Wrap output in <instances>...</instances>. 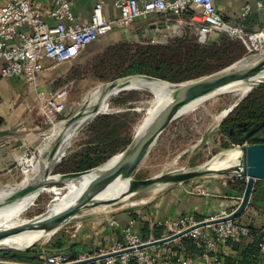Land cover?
<instances>
[{
	"label": "rangeland",
	"instance_id": "rangeland-1",
	"mask_svg": "<svg viewBox=\"0 0 264 264\" xmlns=\"http://www.w3.org/2000/svg\"><path fill=\"white\" fill-rule=\"evenodd\" d=\"M228 40L240 43L244 49L243 54L231 63L243 57L247 58L260 53V49L254 48L248 40L246 43L233 37L228 38ZM214 43L209 40L206 43L199 44L208 48ZM166 44L173 45L171 43ZM155 50V45L148 42L146 38L136 39L122 36H118V39L102 37L82 50L77 56L78 59L71 66V69H74V77L68 78V81H71L66 83L68 85L66 95L67 108L65 113L57 119L59 123L56 125L55 130L59 128L61 123H65L66 119L74 114L83 112L87 108L92 101L94 91L99 85L113 83L123 77L133 75H147L170 81L155 75L177 77L178 74L189 73L190 69L194 67L187 64L181 66L168 61H160L158 59L161 56L158 53L154 54ZM160 50L162 51L163 49ZM154 55H157V60L153 59ZM218 64L220 63L215 59L212 60L211 65H207L206 61L201 63L203 67H217L213 65ZM137 68L138 70L139 68L141 70L149 69L151 72L135 73ZM196 71H198L197 68L190 72L194 73ZM238 84V86L232 88H236L235 90L229 89L210 96L197 107L175 117L160 133L145 158L137 166L133 173V179L150 178L183 168L199 167L217 153L238 147L241 143L233 141V138L226 131H219L218 127L227 118L247 116L259 103H264V77ZM245 86H248V89L244 90V92L236 91L239 87ZM153 100L154 95L143 89H123L111 95L103 109L106 111L99 112L77 130L64 154L53 165L51 172L45 175L53 176L88 171L100 166L112 156L121 152L135 139L134 128L147 115ZM105 115L109 116L108 122H99V117ZM44 130L47 133L51 132L47 126L44 127ZM41 140L40 136L37 143H40ZM95 140L110 142V148L113 147L115 149L114 152L98 165L78 169V165L81 164L79 162L82 158L81 155L85 152L89 143ZM43 142L37 149L34 148L37 144L29 148V158L36 157L37 161H40L41 158H45L47 161L52 160L49 157L51 142L47 146V140ZM19 170L16 183L10 185V187L18 186L22 181L27 182L24 170L22 171L21 168ZM203 179L227 181V183L231 184H235L238 180H245L237 174L208 173L190 179L198 182L191 190L194 191L197 187H200L199 183L203 182ZM257 183L262 184L264 180H258ZM172 185H165L156 191H153L150 186L124 199L88 207L56 225L50 230V235L37 239L30 246L10 241L5 243V245H0V249L11 250V253H25V255L28 254L34 258L39 255L43 247L47 249L46 251L44 250V253L42 252L44 256L51 250L61 247H63L62 250H66L67 243L70 244L76 235L84 231V226L89 220L99 219L106 215L115 216L116 213L126 209L132 210L143 207ZM67 186L65 182H53L46 185L45 190L21 214L22 216L20 215V218L31 219L45 213L58 196L65 194L68 190ZM104 204H109V206L103 207ZM263 217L262 214H256L255 217L251 218V223L262 227L264 225ZM14 244H18V247H15ZM21 245L25 247H20ZM40 258V261L36 263H43L44 258Z\"/></svg>",
	"mask_w": 264,
	"mask_h": 264
},
{
	"label": "built area",
	"instance_id": "built-area-1",
	"mask_svg": "<svg viewBox=\"0 0 264 264\" xmlns=\"http://www.w3.org/2000/svg\"><path fill=\"white\" fill-rule=\"evenodd\" d=\"M72 2L73 0H52V6L47 12L43 10L41 2L34 0H5L0 4V78L23 77L36 90V107L49 130L55 128L59 123L57 119L66 111L68 85L57 89L42 88V72L48 65L57 66L76 58L90 43L115 28L132 23L144 14L162 13L167 15L168 21L172 15L187 13L188 23L193 27L199 43L211 40L213 33H224L245 43L248 40L251 44L253 36L259 41V45L254 48H259L260 53H264V24L256 31L247 32L241 23L225 21L215 8L213 0H114L118 11L114 18L106 17L102 0H97L89 21L84 23L73 21ZM259 10H264V0H258L255 4L245 3L241 7L240 18L244 20L252 12ZM47 18L53 22H47ZM164 40L166 37H152L149 42L163 44ZM49 135L46 130H42V140L34 148L37 149L43 141L46 142ZM29 148H23L17 157V164L22 171V161L28 157ZM193 193L211 195L203 187H197ZM231 211L219 212L202 220L191 215L154 220L151 226L157 225L163 229L159 238L171 236L184 229L190 230L171 241L146 247L139 246L157 238L143 237L136 229L134 219L121 224L116 216L106 215V224L120 231V239L84 250L75 259H70L65 250L49 252L45 256L41 255L44 258L42 264H66L92 258L83 264H223L221 247L230 239L248 235L249 225L237 218L203 226L196 225L200 221L225 216ZM182 237L192 238L201 248V253L188 256L181 245ZM260 253L264 257V226ZM105 254V258H95ZM197 257L201 260L199 263L194 262Z\"/></svg>",
	"mask_w": 264,
	"mask_h": 264
},
{
	"label": "crops",
	"instance_id": "crops-1",
	"mask_svg": "<svg viewBox=\"0 0 264 264\" xmlns=\"http://www.w3.org/2000/svg\"><path fill=\"white\" fill-rule=\"evenodd\" d=\"M4 1L0 0V4ZM34 1L41 2L45 12L52 6V0ZM96 1L73 0L71 6L73 21L76 23L89 21ZM256 1L258 0H213V4L225 21L241 23L247 32H253L264 24V10L252 12L244 20L240 18V14L241 7L245 3L255 4ZM102 2L106 17L114 18L118 15L114 0H102ZM166 16L162 13L144 14L132 23L115 28L102 37H111L112 39H118V36L136 39L146 38L148 42L152 37L159 39L166 37L164 40L166 43L174 38L195 36L193 27L188 23L187 13L172 15L168 21H166ZM47 22L52 23L53 21L47 18ZM217 36V33H213L211 40ZM77 59L78 57L64 61L57 66L48 65L40 75L41 87L57 89L70 82L71 80L68 81V78L74 77V69L72 70L71 66ZM1 63L0 61V66ZM0 118L2 119L0 125V188H2L10 187L16 183L20 171L17 157L23 148L32 147L39 141L40 133L46 126L36 107V90L30 87L23 77L0 78ZM257 182L258 180L254 189L259 202H252L251 197L247 208L238 217L239 219L250 220L256 214L264 216V202L260 200V192L264 190V183L258 184ZM196 183L198 182L188 180L172 185L147 205L138 209L120 211L115 216L121 224H125L129 219H134L135 227L139 230L144 223H148L151 229L152 221L160 218L191 215L196 219L195 216L198 215L202 220L219 212L227 213L237 206L240 199V184L203 179V182L199 183L200 187L211 193V195H204L190 191ZM104 218L89 220L84 226V231L76 235L75 239L71 241L76 244L80 252L107 245L116 239H120V231L108 226ZM149 236L153 237L152 233ZM42 252L44 253L43 248L40 250V257L43 255ZM221 252L225 256L235 254V251L227 244L221 247ZM200 261L198 257L194 259L195 263ZM259 264H264V260H261Z\"/></svg>",
	"mask_w": 264,
	"mask_h": 264
},
{
	"label": "water",
	"instance_id": "water-1",
	"mask_svg": "<svg viewBox=\"0 0 264 264\" xmlns=\"http://www.w3.org/2000/svg\"><path fill=\"white\" fill-rule=\"evenodd\" d=\"M263 72L264 53H259L258 55H252L247 58L243 57L241 59H238L228 66L210 74L202 75L197 78L188 79L181 82H170V84L174 88V93L171 99L162 105V107L144 127L143 131L138 136H136L135 139L130 144H128L121 152L116 154L114 160H112L110 163H106L105 161L100 165V167L98 166L100 169L87 181L86 185L80 191L74 203L52 214L43 213L31 218L25 223L0 229V240L27 229H36L44 233L50 232V230H52L56 225L66 220L67 218H70L83 209L103 203L112 202L115 199L103 200L97 199V197L99 194L104 192L111 180L117 176H121L124 180L128 181V186L125 191H123L121 197L124 199L125 196H130L143 188H147L150 186L152 187L155 184H162L164 186L180 184L192 178L203 176L208 173H215L213 170L205 169L199 166L195 168H183L169 173L158 174L150 178L133 179V173L135 169L145 158L160 133L175 117L181 114L182 108L186 106L190 101L202 94H206L207 96L205 98H209L213 95V93L210 94L209 92L218 90L227 85L238 84L245 81H253ZM113 83H108L107 86L109 87ZM94 110V114L88 120H91L93 116L99 113V106L97 110ZM81 113L82 112H79L78 114H74L73 116L66 119L65 126L68 127L69 124L75 121ZM62 132L63 130H61L56 138L51 142L49 148L50 159H54L57 151L60 150L59 148L62 143ZM238 148L241 151L239 165L234 166L232 170L225 169L217 172L225 174H237L238 176H241L245 179L244 190L242 192V195L240 196L237 206L225 216L200 221L196 226H203L205 224L214 223L226 219L238 218L247 208L251 200L256 181L264 180V143H242L238 145ZM96 168L88 171H93ZM88 171L60 174V176L58 175V180L56 179V181H51L47 179V175H43L42 178L32 179L26 184L21 182L18 186L12 187V192L6 197V200L14 196L39 192L50 183L66 182L67 180L75 178L80 174L86 173ZM189 230L190 228L184 229L165 238H157L151 242L142 244L139 247L157 245L171 241ZM32 243L28 246L32 245ZM106 256L107 254L99 255L95 258L102 259ZM92 259L75 260L66 264H83L89 262ZM0 264L38 263L0 260Z\"/></svg>",
	"mask_w": 264,
	"mask_h": 264
},
{
	"label": "bare ground",
	"instance_id": "bare-ground-1",
	"mask_svg": "<svg viewBox=\"0 0 264 264\" xmlns=\"http://www.w3.org/2000/svg\"><path fill=\"white\" fill-rule=\"evenodd\" d=\"M252 45L256 47L259 45L258 39L255 40V37H251ZM264 77V72L258 76L256 79ZM239 84H231L224 86L218 90H214L209 92L210 94L213 93L219 94L229 89H232ZM143 89L146 91L151 92L154 95V100L152 101L150 108L148 110L147 115L137 124L134 128V137L138 136L147 125V123L151 120V118L157 113V111L162 107V105L171 99L174 93V88L170 84L169 81L161 80L152 76L147 75H133L128 77H123L113 83L111 86H107V84L99 85L98 88L94 91L92 101L89 103L87 108L83 110L80 116L69 124L68 127L65 126V123H61L59 128L55 130L53 128L50 132V135L47 139L46 146L52 142L58 133L63 130L62 132V143L60 146V150L57 151L55 158L51 161H47L45 158H41L40 161H37L36 157H25L23 159V170L25 179L28 181L32 179H36L38 177H42L49 172H51L53 165L60 159V157L64 154V151L68 148L72 138L75 136L77 130L88 121V119L94 114L95 110H97L99 106V112H103L106 106V102L111 95L121 91L122 89ZM236 89V88H235ZM232 89V90H235ZM248 86L239 87L237 92H244L247 90ZM212 95V96H213ZM207 95L202 94L200 96L195 97L192 101H190L186 106H184L181 110V113H185L193 108L197 107L201 104ZM56 127V126H55ZM40 147V146H39ZM42 147V146H41ZM49 147V146H48ZM40 156V155H39ZM48 157V155H47ZM115 156H112L110 159L106 161V163H110L114 160ZM241 158V151L238 147L231 148L222 152L217 153L216 155L212 156L209 160H207L203 165L200 167L205 169L213 170L215 173L220 172L225 169L232 170V168L236 165H239ZM100 167V166H99ZM96 168L93 171H88L86 173H82L79 176L67 180L68 190L65 194L58 196L55 201L52 203L50 208L45 212V214H52L68 205H71L76 200L78 194L86 185L87 181L95 174L100 168ZM60 176V175H59ZM47 179L51 181L58 180V175H47ZM27 182L22 181V183L26 184ZM128 186V181L124 180L121 176H117L111 180L108 184L107 188L98 195L97 199H123L122 193ZM164 185L162 184H155L152 186L153 191H156L162 188ZM14 187V186H13ZM42 189L39 192H33L26 195L14 196L10 197L6 200V197L12 192V187L0 188V229L19 225L25 223L30 220V218H20V215L29 207L31 206L38 195L44 191ZM56 191V189H54ZM128 196H125L126 198ZM109 204H104L103 207H108ZM22 216V215H21ZM51 232V231H50ZM51 233L47 232L44 233L40 230L36 229H27L16 234L10 235L6 238L0 240V245H5L10 241L18 242L22 245H29L32 242L36 241L44 237L45 235H50ZM8 245V244H7ZM20 247H25V246ZM15 247H18V244H14Z\"/></svg>",
	"mask_w": 264,
	"mask_h": 264
},
{
	"label": "trees",
	"instance_id": "trees-1",
	"mask_svg": "<svg viewBox=\"0 0 264 264\" xmlns=\"http://www.w3.org/2000/svg\"><path fill=\"white\" fill-rule=\"evenodd\" d=\"M228 38H232L227 34L221 33L215 38L214 40H211L212 42H215L213 45L207 47H203L199 44V42L196 40L195 36L191 38L182 37V38H174L166 43H171V45H164V44H152L155 45L156 50L154 51V54L158 53L159 56H161L158 60L160 61H168L172 62L173 64H179L181 66L187 64L192 65L191 70L197 68L198 71L192 73L189 71V73H183L178 74L177 77L173 76H159L163 79H167L170 81L175 82H181L188 79L197 78L199 76H202L205 73H210L216 70H219L220 68L224 67L225 65H228L233 60L240 57L244 49L242 45L236 41L228 40ZM95 42V41H94ZM90 43L87 47H89ZM218 44V45H216ZM86 47V48H87ZM160 49H163L162 51ZM157 55L153 56V59L157 60ZM216 60L220 64L213 65L217 67H203L201 65L202 62L206 61L207 65H211L212 60ZM185 68V67H184ZM151 71L149 69H143L137 68L135 73H142ZM166 81V80H165ZM169 81V82H170ZM109 116H101L99 117V122L104 123L108 122ZM243 121H253L254 123L263 125V129L259 134H257L252 139L246 140V143H259L264 141V103H259L254 110H252L247 116H244L242 118H227L223 122L220 123L218 129L219 131H226L229 135V127L236 124L237 122H243ZM2 124V119L0 118V125ZM230 136V135H229ZM233 141H235L233 139ZM237 143H243L244 140L241 141H235ZM114 148H110V142L108 141H91L89 143L88 147L86 148L85 152L81 155V159L79 162L81 163L78 165V169H85L90 168L92 166L98 165L101 162L105 161L111 154L114 152ZM237 184H240V196L242 195V190L245 186V180H238L236 181ZM252 202H259L257 198L256 191L254 189L253 196H252ZM197 220H201L200 216H195ZM239 221L249 225V233L246 236H239L234 239L228 240L226 243L229 245L234 251L235 254L232 255H222L223 264H259L261 260H264V257L261 256L260 253V243L262 240V227L255 226L252 222V219L250 220H242L239 219ZM139 232L143 237H148L150 233H152V236L154 238H159L162 236L163 229L160 226H152V228H149L148 223H144L140 228ZM121 238V237H120ZM181 245H183L185 253L188 254V256L193 257L196 254L201 253V248L194 243L193 239L190 237H182L181 238ZM63 247L55 250H51V252L56 250H62ZM65 248V247H64ZM67 253L70 255V259L77 258L78 254L80 253V249L76 247V244L71 242L70 244L67 243L66 245ZM43 249L46 251L45 247ZM11 250L7 249H0V260H6V261H14V262H25V263H36L40 261V256L36 255V257H30L28 254L25 255V253H11ZM40 254V253H39Z\"/></svg>",
	"mask_w": 264,
	"mask_h": 264
},
{
	"label": "flooded vegetation",
	"instance_id": "flooded-vegetation-1",
	"mask_svg": "<svg viewBox=\"0 0 264 264\" xmlns=\"http://www.w3.org/2000/svg\"><path fill=\"white\" fill-rule=\"evenodd\" d=\"M262 129L263 125L254 123L253 121H243L230 126L228 132L235 141L244 140L246 143V140L255 137ZM259 143H264V141ZM260 200L264 202V190L260 192Z\"/></svg>",
	"mask_w": 264,
	"mask_h": 264
}]
</instances>
